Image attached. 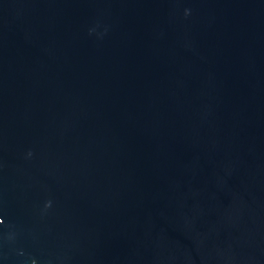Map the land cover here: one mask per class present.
Instances as JSON below:
<instances>
[{
  "label": "water",
  "instance_id": "water-1",
  "mask_svg": "<svg viewBox=\"0 0 264 264\" xmlns=\"http://www.w3.org/2000/svg\"><path fill=\"white\" fill-rule=\"evenodd\" d=\"M0 264H264V0H0Z\"/></svg>",
  "mask_w": 264,
  "mask_h": 264
},
{
  "label": "clouds",
  "instance_id": "clouds-1",
  "mask_svg": "<svg viewBox=\"0 0 264 264\" xmlns=\"http://www.w3.org/2000/svg\"><path fill=\"white\" fill-rule=\"evenodd\" d=\"M47 206H51V201L48 202V205Z\"/></svg>",
  "mask_w": 264,
  "mask_h": 264
}]
</instances>
